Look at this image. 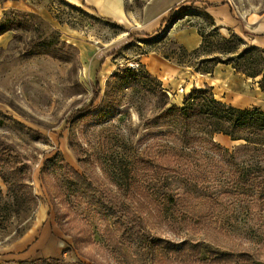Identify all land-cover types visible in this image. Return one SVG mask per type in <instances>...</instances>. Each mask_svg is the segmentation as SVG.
<instances>
[{
  "label": "rangeland",
  "instance_id": "obj_1",
  "mask_svg": "<svg viewBox=\"0 0 264 264\" xmlns=\"http://www.w3.org/2000/svg\"><path fill=\"white\" fill-rule=\"evenodd\" d=\"M122 1L127 18L117 20L85 0H0V18L15 22L0 35V141L26 164L27 175L16 195L7 193L0 178V207L10 205L9 213L0 208V264H217L207 253L225 252L264 262L259 187L243 181L261 175V156L236 151L243 141L223 134L208 138L191 120L164 113L196 87L187 90L190 81L170 86L145 64L157 56L184 74L203 68L213 74L217 64L224 77L232 63L242 62L239 55L260 54L230 28L213 23L206 12L211 2ZM225 1L237 18L264 12V0ZM152 7L170 8L158 28L137 31L133 25ZM175 23L198 32L199 53L177 43L170 31ZM258 64L264 69V59ZM124 68L134 72L122 73ZM241 79L228 82L233 93H241ZM249 83L245 92L252 98ZM202 89L214 97L210 87ZM260 98L252 103L264 105ZM68 167L91 190L80 187ZM180 168L200 178H188ZM168 196L200 208L212 205V215L197 227H183V210L168 208L161 216L148 202ZM150 238L164 239L175 251L150 250ZM181 243L188 244L178 249ZM190 243H201L199 256L190 253Z\"/></svg>",
  "mask_w": 264,
  "mask_h": 264
},
{
  "label": "trees",
  "instance_id": "obj_2",
  "mask_svg": "<svg viewBox=\"0 0 264 264\" xmlns=\"http://www.w3.org/2000/svg\"><path fill=\"white\" fill-rule=\"evenodd\" d=\"M14 24L15 22L13 20L0 18V35L8 30H12ZM200 45L189 50L188 53H199L200 47L202 46ZM248 48L249 50H253L255 53H259L260 55L258 57H253L250 55L249 57L245 58V55L241 54L239 55L238 59H242V62H234L231 66L236 71H239L248 77L254 78L261 74V78L258 80V85L261 91L264 92V69L256 67L260 65L258 62L264 59L262 57L264 54V49L259 50V48L254 45H249ZM184 49L186 50V48ZM199 70H201L200 73L211 72L210 68H203ZM124 72L133 73L134 70L133 68H124L122 73ZM144 76L154 78L147 71H145ZM158 92L165 94V91L161 87L158 88ZM81 110L82 109H78L76 112L78 113ZM164 113L174 114L182 121L191 120V123L196 124L199 128V131L208 138H211L213 134H223L232 141H243V146L238 148L236 151H241L243 148H245L255 152L257 153V156H261V158L258 157L257 159L258 161L262 162L261 165L264 163V111L260 108L234 107L230 104H226L225 102L215 99L211 95H207L206 89L192 88L190 93L183 97L181 105H171L164 110ZM197 140L199 139L197 138ZM200 140L203 142H210L213 147L219 148V146L212 140L208 141L207 138H200ZM261 165H259V167ZM164 166L167 165L165 164ZM68 168V174L80 187L84 188L85 190H91V183L87 182L83 175H80L71 167ZM165 168L168 171L177 172V169H173L170 166ZM178 170L181 171L180 174L184 176L186 175V177L193 180L200 178L198 175H195L191 168H180ZM262 171H264V168L261 169L260 176H253L252 180L251 178L247 177V179L243 181L247 184H249V181H252L250 184L259 187V189H257V193L262 199V201H260V206L261 210L264 211V193H262L264 192V175L262 174ZM26 177V164L22 160H19L16 152L9 144L0 141V178L6 187L7 193L9 192L12 195H16L24 187V179ZM148 202L153 203L154 208L161 216L165 214V211H167L168 208L172 209V207H178L180 210H183L184 215H182V218L180 219V223L183 225V227L188 226V224H190L192 227H197L212 215L210 212L213 210L212 205L200 208L199 205H193L188 202L187 199H181L179 197L174 198L168 196L160 202L154 199ZM0 208L1 210L3 209L8 213L10 211V205L6 202H4ZM187 244L188 243H181V245L178 246V249L184 248ZM147 246L150 248V250L151 248H160L164 251H175V248L171 247L167 241L161 238H150L147 241ZM201 247V243H190L189 247L187 248L191 250L190 253H192L194 256H199L203 250ZM207 257L217 264H264V262L253 258L248 253H207ZM17 264H60V260L38 259L32 261H19Z\"/></svg>",
  "mask_w": 264,
  "mask_h": 264
},
{
  "label": "crops",
  "instance_id": "obj_3",
  "mask_svg": "<svg viewBox=\"0 0 264 264\" xmlns=\"http://www.w3.org/2000/svg\"><path fill=\"white\" fill-rule=\"evenodd\" d=\"M203 1L204 3L205 1L211 2V6L206 8V12L212 16L213 23L216 26L230 28L232 32L241 36L248 44L264 49V12H254L244 17L240 15L237 18L234 17L232 13L233 9L227 1ZM85 2L96 8L103 16L111 17L117 20H121L122 17L127 18L125 14L124 2L122 0H85ZM169 8L158 10L152 7L150 11H148V8L144 14V20H141V22H135L133 27L137 28V31L141 32H149V30L152 31L158 28L162 23L161 18ZM174 28H178L179 30L175 31L176 29L174 30ZM170 31L177 43L188 50L198 47L201 43V37L193 28L181 29L179 28V25L175 23ZM145 64L149 72L150 68L155 70L152 73L150 72L152 75L156 76L162 82L164 80L159 76H164L167 84H170V86L187 85L188 81H190V84L186 88L187 90H189L192 85H195L194 87L196 88H204L205 85H207L211 88L214 97L217 100H221L233 106L237 103V107L241 105L240 108L258 107L264 111V105L262 102H260V104L252 103V98L255 100L264 95V92L261 91L258 85V76L254 78L247 77L230 66L231 71H228V73L225 74L226 76L221 77L216 73L218 70H221L217 64L213 68V74L200 72H187V74H184L181 71L180 66L172 64L164 59L162 60L157 56L148 58V62ZM239 76H241L242 79L240 82L241 85L237 88L239 89L238 91H241V93L238 94L233 93L228 82H232V80L239 82ZM245 81L250 82L249 84L252 86L251 89H248L253 92L254 96H252V98L245 92ZM179 98H183L182 94Z\"/></svg>",
  "mask_w": 264,
  "mask_h": 264
}]
</instances>
